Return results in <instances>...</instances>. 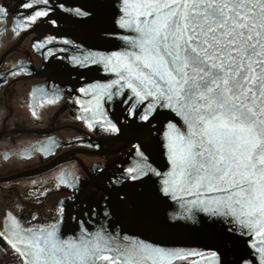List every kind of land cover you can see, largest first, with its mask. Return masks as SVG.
Listing matches in <instances>:
<instances>
[{"label":"snow or ice","instance_id":"6c2138e0","mask_svg":"<svg viewBox=\"0 0 264 264\" xmlns=\"http://www.w3.org/2000/svg\"><path fill=\"white\" fill-rule=\"evenodd\" d=\"M22 7L35 8L20 21L24 28L51 12L48 0ZM122 12L116 23L134 34L123 37L128 47L95 54L105 71L117 73L100 85L97 110L98 96L122 81L138 99L150 98L147 109L158 105L182 116L186 130L168 121L170 168L164 175L170 179L160 191L192 194L191 207L252 231L262 241L264 264V0H123ZM147 109L141 119H148ZM106 127L117 130L110 121ZM140 157L125 169L130 180L155 171L143 152ZM184 212L195 218L189 207ZM57 224L13 225L18 239L9 242L23 264H172L182 251L127 236L122 242L101 230L61 238ZM208 255L212 264L218 253Z\"/></svg>","mask_w":264,"mask_h":264},{"label":"flooded vegetation","instance_id":"af4514ba","mask_svg":"<svg viewBox=\"0 0 264 264\" xmlns=\"http://www.w3.org/2000/svg\"><path fill=\"white\" fill-rule=\"evenodd\" d=\"M28 2L0 0V177L35 170L0 181V232L11 247L8 264H23L9 242L18 239L14 224L33 228L58 222L59 231L66 219L70 233L82 222L92 228L93 221H106L115 204L93 180L108 187L129 181L125 169L135 166L133 156L140 150L137 142H128L135 128L131 118L120 119L121 129L103 103L96 108L92 79L81 71L91 65L92 47L86 34L82 44L71 29L76 17L71 0H48L51 12L24 28L20 21L35 11L22 7ZM109 121L116 131L106 127ZM118 196L131 206L125 194Z\"/></svg>","mask_w":264,"mask_h":264},{"label":"water","instance_id":"95a60500","mask_svg":"<svg viewBox=\"0 0 264 264\" xmlns=\"http://www.w3.org/2000/svg\"><path fill=\"white\" fill-rule=\"evenodd\" d=\"M71 0L72 6L88 15H80L76 11L73 30L81 37L82 44L85 34L89 40L91 49V61L87 69H81L82 75L87 74L92 79V85L98 95L100 85L107 81L117 79V73L105 71V64L99 61L95 54H107L120 51L128 47L125 36L133 35V31L123 28L116 20L123 15V0ZM89 48V45H87ZM90 51V50H89ZM123 82L108 86L107 91L98 96V103H103L105 112L110 119H114L123 129L120 119L128 121L132 119L130 126H134L133 137L128 142L134 141L139 145L133 158L135 162L141 159L140 153L144 150V158L155 171H147L145 175L138 176L137 180L121 182L114 187H108L99 181L93 180L96 188L103 191L115 204L113 212L109 213L106 221H93L92 228L86 223L76 225L73 232H68L64 227L59 228L61 238L77 237L82 232L87 235L101 230L106 234L118 237L122 242L125 236L136 240L146 241L149 244L159 245L163 248L182 250L178 253L179 259L195 258L189 264H209V252L215 251L217 257L212 264H260L258 249L261 247V239L253 235L252 231L243 229L240 225L229 222L231 217L223 215H211L202 208L191 207L188 201L194 199L192 194L185 195L182 192H161L163 181L170 179L164 174L169 171L170 162L167 156L168 121H172L181 130H186L183 117L175 110L154 106L147 109L150 98L138 99L134 92L126 86L121 87ZM116 89H120L116 93ZM109 93H112L109 99ZM97 103V100H95ZM131 109V114L129 112ZM147 109L148 119H141ZM149 139L147 144L142 140ZM127 142V143H128ZM143 143V144H142ZM114 150H109L113 152ZM35 170L16 173L0 177V181H7L23 174L33 173ZM125 194L131 201L127 207L125 202L118 196ZM208 196L211 193H201ZM189 207L194 219H187L184 208ZM176 213H181L176 216ZM98 222V223H97ZM236 228H241L237 231ZM252 241L253 243H249ZM187 250V251H183ZM204 257L201 260L200 257Z\"/></svg>","mask_w":264,"mask_h":264},{"label":"trees","instance_id":"16d2710c","mask_svg":"<svg viewBox=\"0 0 264 264\" xmlns=\"http://www.w3.org/2000/svg\"><path fill=\"white\" fill-rule=\"evenodd\" d=\"M11 247L6 240V237L0 232V261L8 260L10 256ZM180 262H176L178 264Z\"/></svg>","mask_w":264,"mask_h":264},{"label":"rangeland","instance_id":"374dc122","mask_svg":"<svg viewBox=\"0 0 264 264\" xmlns=\"http://www.w3.org/2000/svg\"><path fill=\"white\" fill-rule=\"evenodd\" d=\"M190 262H192V258L187 259L184 263H185V264H189ZM102 263H103V264H107L106 261H102ZM0 264H8V263H7L6 260H4V261H0ZM12 264H21V263H19V262H13ZM182 264H183V263H182Z\"/></svg>","mask_w":264,"mask_h":264}]
</instances>
